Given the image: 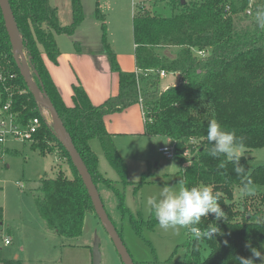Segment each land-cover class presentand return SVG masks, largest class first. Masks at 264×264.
Segmentation results:
<instances>
[{"label": "trees", "instance_id": "16d2710c", "mask_svg": "<svg viewBox=\"0 0 264 264\" xmlns=\"http://www.w3.org/2000/svg\"><path fill=\"white\" fill-rule=\"evenodd\" d=\"M8 2L33 80L55 107L97 189L100 183L112 189L122 215L129 212L123 206V195L99 171L90 141L99 140L107 161L124 180L126 167L105 127V117L137 103L144 119L143 134L166 136L173 142L181 164V186L190 189L205 184L214 194L219 193L217 202L225 215L217 218L208 213L198 223L187 225V239L181 244L184 257L175 260L170 256L155 264H240L242 259L264 264V163L250 169L244 155H239L238 161L228 160L222 153L213 157L209 153L215 142L207 140L209 121L216 119L243 137L241 147L264 146V27L256 19L257 13L264 11V0H169L170 16L147 11L140 4L131 20L133 71L121 69L106 39L105 16L96 0L100 43L110 71L117 75L118 90L93 104L81 85L72 84L70 106L64 103L43 55L57 63L60 51L55 35H72L84 20L81 0H69L71 20L66 25L60 24L57 7L49 0ZM75 46L79 49L77 43ZM161 70L177 74V80L163 87ZM0 77V99L9 102L13 120L25 125L33 117L39 119L30 147L43 155L57 149L72 171V176L59 169L52 177H41L33 194L35 208L58 237H78L86 213H94L93 205L51 119L45 117L15 65L1 11ZM238 166L243 167L239 175L235 171ZM245 188L249 189L246 194L259 191L255 198L259 204L246 194L236 198V190L243 193ZM130 216L138 234L142 227L152 228L158 222L154 210L147 220ZM209 226L218 229L210 239L197 236ZM3 263L19 264V260Z\"/></svg>", "mask_w": 264, "mask_h": 264}, {"label": "rangeland", "instance_id": "374dc122", "mask_svg": "<svg viewBox=\"0 0 264 264\" xmlns=\"http://www.w3.org/2000/svg\"><path fill=\"white\" fill-rule=\"evenodd\" d=\"M95 1L81 0L85 16L84 34L81 36L78 33V36H81L82 40L84 36L85 39L92 41L90 44H84L83 48H87L86 45L92 46L98 41L99 49L94 53V57L99 54L107 60L100 43V20L94 16ZM97 1L100 12L105 16V22L107 23L108 19L110 21V37L116 47L115 52L118 51L123 59L130 62H133L131 20L139 5L143 3L147 11L158 12L164 16L173 13L168 4L169 0ZM49 2L57 7L60 24H68L71 20L69 0H49ZM59 40L60 43L64 40L69 43L71 39L66 34H61ZM79 49L76 48L81 52ZM96 67L102 69L101 62L97 58ZM43 113L50 119L45 109ZM146 136L148 137L139 138L133 135H120L115 137L116 139L112 137L126 167L124 180L107 161L99 140L90 141L92 149L98 156L99 171L104 177L112 180L114 186L123 195V206L130 213L126 212L122 215L117 205V196L107 185L98 184V190L111 221L120 230L122 240L136 264H155L165 261L170 256L175 260H181L185 255V249L181 244L187 239L186 226L163 229L157 222L152 228L142 227L138 234L130 222V215L142 220H147L151 215L154 209L152 205L147 204V198L151 197L158 202L163 199L161 196L163 188L169 187L178 191L181 187L179 158L175 153L174 157L167 158L159 151L163 146L174 151L173 142L166 136ZM239 151V155L248 158L250 169L264 163V146L254 149L240 147ZM59 169L66 175L72 176L69 164L62 155H59L57 149L53 153L43 155L38 150L32 149L28 141L9 140L4 145H0V207L2 208L0 227L11 237L9 246L5 247L0 242V250L15 251L19 264L20 262L21 264H92V249L97 244L100 252L98 264H121L111 239L93 212L86 213L81 235L71 239L58 237L39 216L33 194L39 186L41 177H52ZM142 173H145L144 181L141 179ZM258 192L250 191L246 194L237 189L236 198L239 199L246 194L252 196L255 203L259 204L255 199L258 197Z\"/></svg>", "mask_w": 264, "mask_h": 264}, {"label": "crops", "instance_id": "0c3cea01", "mask_svg": "<svg viewBox=\"0 0 264 264\" xmlns=\"http://www.w3.org/2000/svg\"><path fill=\"white\" fill-rule=\"evenodd\" d=\"M143 4V3H141ZM144 5V4H143ZM107 30L106 37L112 50L115 52L116 47L111 39L110 33V21L107 20ZM84 34L83 21L77 26L72 35H67L70 37V42L67 43L62 41L60 43L59 37L61 34L55 35V40L59 48L60 54L57 58V63H53L43 55L46 67L58 87L64 103L68 106L72 104V84L81 85L89 96L93 104H99L103 102L107 97L115 95L118 90V79L117 75L110 71L109 63L104 58V56L97 55L94 57L99 49L98 41H93L92 46L86 45L87 48H83L84 44H90V40L80 39ZM75 43L79 45L78 52L76 50ZM70 44V45H69ZM74 45V46H72ZM83 48V49H82ZM90 51V52H89ZM116 53V52H115ZM117 60L122 70L133 71L136 69L134 60V44H133V62L123 59L122 55L117 51ZM96 58L100 60L102 69L96 67ZM177 74L168 73L165 78L162 79L163 87L175 82L177 79ZM169 78V79H168ZM70 84V87L68 85ZM105 127L109 133L112 134L113 138L120 135H133L134 137H148L143 134L144 130V119L140 104H134L126 108L123 111L108 114L105 117ZM99 169V162H98ZM8 234V233H7ZM8 236H10L8 234ZM11 238V237H10ZM2 244V243H1ZM11 244V239H10ZM3 245V246H9ZM15 252V251H14ZM12 251L0 250V264H4L3 260H15L18 259V255ZM15 256V257H11ZM21 264V262H20Z\"/></svg>", "mask_w": 264, "mask_h": 264}, {"label": "clouds", "instance_id": "9594fccd", "mask_svg": "<svg viewBox=\"0 0 264 264\" xmlns=\"http://www.w3.org/2000/svg\"><path fill=\"white\" fill-rule=\"evenodd\" d=\"M256 19L260 22L261 27H264V11L258 12ZM207 140L215 142L214 148L209 153L211 156L216 157L222 153L226 159L238 161L243 137H237L235 130H229L216 119H212L207 128ZM220 167H224V164L221 163ZM235 171L239 175L243 172V167L238 166ZM244 191L247 192L249 189L245 188ZM161 196L163 199L158 202L151 197L147 198V204L153 206L154 216L163 229L196 224L202 216H206L208 213H215L217 218L225 215L217 202L219 193L214 194L209 185L201 184L199 187L190 189L181 186L178 191L165 187ZM217 230L216 227L209 226L202 233L197 232V236L203 235L210 239L211 234ZM255 255L259 256V253H255ZM240 264H253V262L250 259H242Z\"/></svg>", "mask_w": 264, "mask_h": 264}, {"label": "water", "instance_id": "95a60500", "mask_svg": "<svg viewBox=\"0 0 264 264\" xmlns=\"http://www.w3.org/2000/svg\"><path fill=\"white\" fill-rule=\"evenodd\" d=\"M181 1L183 2L184 0ZM0 11L3 17L5 29L9 36L15 65L18 68L19 73L33 98L41 106L42 111L43 109H45L46 112H48L52 121L54 132L60 143L67 151L72 164L74 165L78 175L81 177V180L87 190V193L93 205L94 214L97 216L102 227L111 239L116 252L120 257L121 263L135 264L115 225L111 221L103 205L97 186L94 184L86 165L84 164L82 158L80 157L78 151L72 143V140L64 125L62 124L55 107L53 106L50 99L43 92H41L30 74L28 62L22 50V41L19 30L8 0H0ZM99 262L100 252L98 250V245L96 244L92 249V264H98Z\"/></svg>", "mask_w": 264, "mask_h": 264}, {"label": "built area", "instance_id": "2783aa9c", "mask_svg": "<svg viewBox=\"0 0 264 264\" xmlns=\"http://www.w3.org/2000/svg\"><path fill=\"white\" fill-rule=\"evenodd\" d=\"M249 12V11H248ZM167 72L161 70L159 77L161 79L167 76ZM1 78V77H0ZM9 102H1L0 99V145H4L9 140L28 141L31 136L36 133L39 126L38 117H33L24 125L17 123L13 120L11 113H9ZM43 112V111H42ZM44 114V113H43ZM45 115V114H44ZM159 151L167 158L174 157V151L169 147L163 146L159 148ZM0 242L3 245L10 244V237L7 233H4L0 227Z\"/></svg>", "mask_w": 264, "mask_h": 264}]
</instances>
